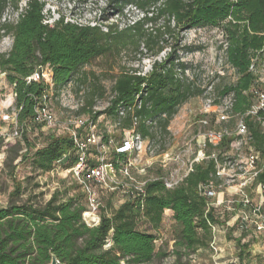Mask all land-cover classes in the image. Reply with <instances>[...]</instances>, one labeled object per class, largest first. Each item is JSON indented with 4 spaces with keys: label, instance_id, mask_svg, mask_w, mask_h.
Instances as JSON below:
<instances>
[{
    "label": "trees",
    "instance_id": "trees-1",
    "mask_svg": "<svg viewBox=\"0 0 264 264\" xmlns=\"http://www.w3.org/2000/svg\"><path fill=\"white\" fill-rule=\"evenodd\" d=\"M6 3L7 0H1L0 14ZM12 4L18 12L17 19L0 23V38L5 34L12 39L10 48L0 52V71L15 93L21 141L9 144L4 165L13 179V188L6 204L0 206V264H48L52 256L58 264H153L170 255L155 245L167 209L172 211L174 221V262L184 259V264H189L188 256L207 247L212 240L209 223L216 222V218L213 210H206L207 198L199 193L198 186L209 180L218 182L213 158L192 162L189 172L172 188H166L162 174L144 182L143 196L129 188L117 208L112 207L110 212L106 207L100 209L95 225L84 220L87 207L83 194L70 195L69 188L54 189L44 202L30 195L23 198L22 183L16 180L13 162L30 157L34 168L49 171L63 156L62 166L72 167L78 161L71 134H49L43 146L30 152L27 133L29 127H41L33 121L40 98L48 91L52 95L60 93L93 59L128 45L139 49L143 44L155 55L168 50L161 61H153L147 74H138L134 69L120 70L114 77L108 104L100 111L92 110L102 94L100 86L93 84L79 114H87L94 125L100 115H105L122 132L132 129L142 139H155L157 131L160 137L165 135L178 108L202 93L188 80V66L179 58L180 50L191 49L181 44L182 33L200 27L221 30L225 62L236 75L233 83L216 87L219 98H231L226 121H231V127L234 125L215 148L216 157L222 159L231 143L239 138L235 133L237 122L231 117L244 121L248 144L264 157V111L247 113L256 104L255 92L261 86L257 61L264 55V0H107V7L116 13L133 4L146 13L152 11V15L146 14L135 25L121 30L116 25L105 26L106 31L101 24L70 22L64 16L49 24L45 22V2L41 0H26L21 11L19 0ZM160 19L164 20L163 25L153 32L144 28ZM43 69L51 73V87L43 80L27 81L33 72ZM80 77L87 78L85 74ZM163 114L165 117H161ZM153 120H157L155 127L149 123ZM86 133L82 127L77 128L76 136L81 138ZM111 139L110 134H104L100 145L109 148ZM123 141L124 138L111 147L110 159L106 157L117 171L129 158L126 152L116 150ZM212 149L208 147V154ZM86 164L94 166L97 161L87 159ZM260 181H264V173L255 183ZM262 208L264 211V204ZM244 233L235 240L241 259L248 247V243H241Z\"/></svg>",
    "mask_w": 264,
    "mask_h": 264
},
{
    "label": "rangeland",
    "instance_id": "rangeland-1",
    "mask_svg": "<svg viewBox=\"0 0 264 264\" xmlns=\"http://www.w3.org/2000/svg\"><path fill=\"white\" fill-rule=\"evenodd\" d=\"M12 1L7 0L0 14V23L14 22L17 19L18 14ZM41 1L45 2L44 11L46 22L49 24H52L60 16H64L70 22L96 23L101 24L102 27L116 25L121 30L141 18V14L131 7H125L122 13L114 12L107 7V0H88L86 2L82 0ZM25 3L26 0H19V8H24ZM163 21L160 19L156 23L145 25L144 28L153 32L157 27L163 25ZM182 36L181 44L189 45L191 49L190 51L189 49H187L188 51L180 50L179 58L188 66L186 70L188 80L195 89L202 90V93L191 97L178 108L177 113L168 124V131L165 135L160 137L157 131L155 139L150 137L145 139L152 147L158 146L153 152L142 150L139 153H130L132 163L129 167L130 178L122 172H118L107 174L104 183L89 181L87 185L98 200V209L94 215H90L88 218L85 216L86 213L89 214L87 195L80 179L77 178L69 165L62 166L55 163L51 170L42 171L32 166L30 157L24 161H19V158L15 159L13 162L16 164L14 174L16 180L22 183L23 198L30 195L40 202H44L54 189L58 187L69 188L68 194L70 195L73 193L83 194V202L87 207L83 216L87 222L95 225L99 222L100 209L106 207L107 212H110L112 207L117 208L124 200V194L129 184L141 185L146 180L156 178L161 174L164 177L172 175L174 180H179L191 166V161L197 156L198 150L204 151L200 141L206 131L225 128L230 132L234 128V125L231 127L230 120L226 121L230 113H226L228 117L225 122L216 118L228 99L227 97L219 98L216 87L233 83L236 79L233 69L225 62L223 53L225 38L221 30L208 27L192 28L183 32ZM10 39V36L5 34L0 38V52L9 48ZM167 50L164 49L155 55L153 50H147L143 44L140 45L139 49L128 45L120 51L113 50L99 56L83 66L77 73V78H72L71 82L60 93L50 96L49 107L54 114L56 126L52 128H28L27 138L31 144L30 152L43 146L49 134H70L73 128L69 120L78 116L84 120L85 124L89 122L90 119L87 114H79V108L93 84L97 83L100 86L102 94L97 97L92 110L100 111L108 104L112 95L114 77L120 70L134 69L142 75L147 74L152 68L153 61H161ZM257 65L260 75L259 82H261V86L257 90L264 92V55L257 61ZM82 74L87 76L86 80L80 77ZM11 91L12 86L5 78V73L0 71V132L3 134L0 136V158L4 155L0 162V201L2 204H6L9 192L13 188V179L10 178L4 166L9 154L8 147L9 144L21 141V137L13 138L11 136L13 132L12 119H3L9 111L6 106ZM207 100L211 102V108L208 112L205 111ZM231 119L234 120V123L239 120L238 118L236 121L235 117H231ZM85 124L82 126L83 131L88 130ZM92 131L95 134L96 143L88 148L87 158L89 161H97V156L102 151L97 144H100L104 134H110L113 140L111 146L104 153L108 159H110L111 147L122 138L130 137L127 130L122 132L105 115H100L97 118V125L95 128L92 127ZM238 141L239 139L233 141L224 154L231 160L242 163L250 148L247 144H237ZM208 152L209 150L206 148V155ZM235 185V182L227 183L226 188L221 192L224 204L221 205L222 207L220 206L221 208L216 211V214L221 212L220 216L223 217L218 219L220 224L217 226L218 230L213 233L214 241L211 240L207 247L191 253L188 256L189 264H264V238L255 231L253 225L255 217L251 215L252 207L261 203L260 195L262 192L254 183L244 186L242 193L249 199V203L246 209H242V203L239 201L242 195L239 192V195L234 194L237 188ZM241 218H243L245 226L242 230L239 228ZM225 221L228 222L227 226L224 225ZM242 231L246 233H244L245 236L242 237L241 243H248V247L241 259L238 256L240 248L235 240ZM157 234L156 248L162 247L170 252V255L153 264H175L174 256L171 254L175 235L172 211H164ZM184 261L183 259L176 264H184Z\"/></svg>",
    "mask_w": 264,
    "mask_h": 264
},
{
    "label": "built area",
    "instance_id": "built-area-1",
    "mask_svg": "<svg viewBox=\"0 0 264 264\" xmlns=\"http://www.w3.org/2000/svg\"><path fill=\"white\" fill-rule=\"evenodd\" d=\"M126 7H129V8L131 7L132 9L137 10L141 14V18H138L137 20H135L131 24H128L127 26L135 25L139 20L143 19V17L146 14L148 16L152 15V11H149L146 13L140 10L139 8H137L133 4H128ZM21 10L22 8L19 9V11ZM147 24H151V23H147ZM127 26H125V28ZM103 30L106 31L107 30L106 27H103ZM11 43H12V39H10L9 48L11 46ZM26 79L27 81L43 80L44 82L49 84L51 87V73L49 69H43L39 71L36 70ZM255 94H256L257 102L256 104L252 106V108L247 113L256 114L259 110L264 111V92L256 91ZM50 96H51L50 91L43 93L37 105V108L35 110L33 121L36 124H40L41 128H52L56 126V120H55L54 114L49 107ZM227 98H228L227 103L225 104L224 108H222L216 116V118L220 121H224L228 117L226 113H227L228 108L231 106V98L230 97H227ZM14 100H15V93L12 89L9 95L7 106H6L7 108H9V111L8 113L5 114L3 119L4 120L12 119L11 123L13 124V132L11 136L13 138H17V137L19 138L21 136V130H19V127L17 125V120H16L17 110L14 107ZM139 103L140 101L139 99H137V106H139ZM210 108H211V102L210 100H207L205 102V111L208 112ZM120 114L122 115L123 111H121ZM161 117H165V115L163 114ZM69 122L71 124V127L73 128V131L70 134L74 138V142L76 144L77 154H78V161L71 167V169L75 173L77 178L80 179V183L82 187L85 189V192L87 195V204L89 206V213H91V215H94V213L98 209V200L95 197V195L90 191L87 185L89 181H96L98 183H104L105 177L107 174L118 173V172H122L123 174H125L127 177L130 178L129 167L132 164L130 161V153H139L142 150L143 151L149 150L150 152H153L158 146L156 145L152 147L150 143L146 142L145 139H142L140 135L135 133L132 129L127 130L130 137L127 139H124L123 144L120 146H117L116 148L117 151L126 152L129 155L128 162L122 168H120L117 171L114 165L111 162L107 161L104 153H105V150L108 148V146L100 145V144H97V146L99 149H102V151H100L99 155L97 156V159H96L97 164H95L94 166H87L86 161L88 159L87 158L88 148L91 145H94L96 143L95 134L92 131V127L95 128L96 125L91 124L90 121L85 124L84 120L78 116L75 117L74 119L69 120ZM156 122L157 120H153L152 122H149V123H151L155 127L157 124ZM84 124L88 127L87 133L85 134L84 137L79 138L76 136L77 128H81L82 126H84ZM262 125L264 127V121ZM235 133L237 136H239V138L236 139V140L239 139V141L236 142L237 144L240 143V145L241 144L249 145L248 144V141H249L248 128L241 118L236 123ZM227 134H230V132H228L227 129L225 128L206 131L202 136V140L200 141V143H202L201 147L204 148V151L202 149H199L197 152V156L191 161V164H192V162L194 161L213 158L216 163L215 164V176L218 178V182L215 183L214 180H209L206 183H200L198 186L199 193L202 196L207 198V202H206L207 209L206 210H209V209L213 210L214 216L216 218V222L209 223L211 231H212V237L214 236L213 235L214 231L218 230L217 226L218 224H220L218 219H221L223 217V216H220L221 212H217L216 214V211L219 208H221L224 204V200L222 199L221 192L223 189L226 188L225 186L227 183L235 182L236 183L235 187L237 188L234 194L239 195L238 194L239 192L240 195H242L241 198L239 199V201L242 203L241 204L242 209H246L249 203V199L246 197V195L242 193V189L244 186L254 183L257 185L259 190L262 192L260 195L261 203L258 204L257 206H253L252 212L250 208L249 210L251 212V215L255 217L254 224H253L255 231L261 234L262 237L264 238V211L262 208V205L264 204V181L255 183L257 177L261 173H264V157H262L259 151L254 150L249 145L250 151L245 157V160L242 161V163L231 160V158L226 157L225 154L222 155V159H218L216 157L217 152L215 148L221 143L224 135H227ZM1 135L3 134H1L0 132V136ZM112 142L113 140L111 139L110 144H112ZM114 145L116 146L117 143ZM209 146L212 147L213 149L209 154L206 155V148H208ZM2 157L0 158V162L2 161ZM63 157H61L56 163L61 165L60 163ZM190 169H191V166L189 167L185 175L189 172ZM182 178H180L179 180H174L172 178V175H170L169 177L164 178V184L166 188H172L178 182H180ZM143 185H144V182L141 185H136L135 183H131L127 186L128 188L125 191V193H127L129 188L133 187L134 190H136L143 196L144 194ZM0 205L4 206L5 204H2V202L0 201ZM84 220L87 222L85 218ZM87 223L91 225L89 222ZM224 223H225L224 224L225 226L228 225L227 221H225ZM243 223H244V220L243 218H241V222L239 224V228H241V230L244 229L245 227ZM212 240L214 241L213 238Z\"/></svg>",
    "mask_w": 264,
    "mask_h": 264
},
{
    "label": "water",
    "instance_id": "water-1",
    "mask_svg": "<svg viewBox=\"0 0 264 264\" xmlns=\"http://www.w3.org/2000/svg\"><path fill=\"white\" fill-rule=\"evenodd\" d=\"M90 224H94V223H90ZM48 264H58V262H57L56 258L54 256H52L51 261Z\"/></svg>",
    "mask_w": 264,
    "mask_h": 264
},
{
    "label": "bare ground",
    "instance_id": "bare-ground-1",
    "mask_svg": "<svg viewBox=\"0 0 264 264\" xmlns=\"http://www.w3.org/2000/svg\"><path fill=\"white\" fill-rule=\"evenodd\" d=\"M90 215H91L90 213H89V214H88V213L85 214V216H86L87 218L90 217ZM93 219H94V218H93ZM91 220H92V219H91ZM94 220H96V219H94ZM88 222H89V221H88ZM92 222H93V221H92Z\"/></svg>",
    "mask_w": 264,
    "mask_h": 264
},
{
    "label": "crops",
    "instance_id": "crops-1",
    "mask_svg": "<svg viewBox=\"0 0 264 264\" xmlns=\"http://www.w3.org/2000/svg\"><path fill=\"white\" fill-rule=\"evenodd\" d=\"M168 210V209H167ZM169 211H171V210H169Z\"/></svg>",
    "mask_w": 264,
    "mask_h": 264
}]
</instances>
